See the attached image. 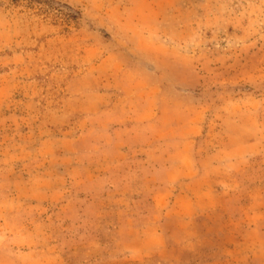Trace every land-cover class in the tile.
<instances>
[{
    "label": "rangeland",
    "instance_id": "obj_1",
    "mask_svg": "<svg viewBox=\"0 0 264 264\" xmlns=\"http://www.w3.org/2000/svg\"><path fill=\"white\" fill-rule=\"evenodd\" d=\"M263 112L264 0H0V264H188L156 219L219 153L260 164Z\"/></svg>",
    "mask_w": 264,
    "mask_h": 264
},
{
    "label": "crops",
    "instance_id": "obj_2",
    "mask_svg": "<svg viewBox=\"0 0 264 264\" xmlns=\"http://www.w3.org/2000/svg\"><path fill=\"white\" fill-rule=\"evenodd\" d=\"M261 123L262 133L258 139L264 142V112ZM254 156V153H248L247 157ZM216 158L218 162L214 166H205L213 188L201 193L200 203L185 193L187 207L180 209L176 196L168 199L165 213L156 219V240L151 257L162 256L159 258L163 259L165 254L171 259L178 253L188 259V264H264V205L258 208V215L251 216L257 203L256 187L264 188V159L258 165H249L253 159L250 158L246 165H242L238 156L222 152ZM258 174H262V180L256 182L254 176ZM228 181L233 187L244 185L250 189L242 200L246 214L218 219L213 215V197L217 194V185L223 186ZM191 204L199 205V209L192 213Z\"/></svg>",
    "mask_w": 264,
    "mask_h": 264
}]
</instances>
